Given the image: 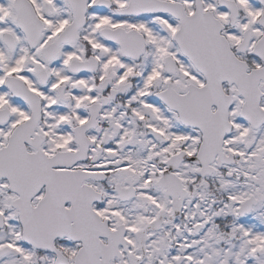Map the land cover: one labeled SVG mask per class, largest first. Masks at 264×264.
<instances>
[{
  "label": "snow or ice",
  "instance_id": "obj_1",
  "mask_svg": "<svg viewBox=\"0 0 264 264\" xmlns=\"http://www.w3.org/2000/svg\"><path fill=\"white\" fill-rule=\"evenodd\" d=\"M0 264H264V0H0Z\"/></svg>",
  "mask_w": 264,
  "mask_h": 264
}]
</instances>
